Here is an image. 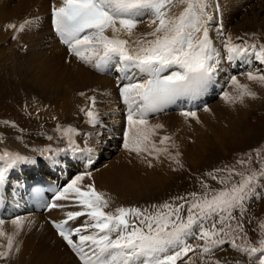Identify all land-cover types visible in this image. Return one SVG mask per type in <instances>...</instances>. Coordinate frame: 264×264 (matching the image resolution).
Wrapping results in <instances>:
<instances>
[{
    "label": "snow or ice",
    "instance_id": "1",
    "mask_svg": "<svg viewBox=\"0 0 264 264\" xmlns=\"http://www.w3.org/2000/svg\"><path fill=\"white\" fill-rule=\"evenodd\" d=\"M210 7L209 0H60L58 5L51 6L52 27L70 55L98 72L115 67L119 73V96L127 109L123 148L143 159L150 168L153 161L162 162V156L183 168L180 152L170 151L176 147L170 135L159 136L158 144L154 140L164 125H151L150 114L161 113L177 101L202 96L220 70L222 56L210 36ZM177 8L181 10L175 11ZM146 17L151 30L135 36V29ZM31 23L7 27L20 32ZM216 31L218 37L222 36V25ZM223 49L230 62L254 57L264 66V44L237 43L227 37ZM243 75L264 86V69L249 70ZM229 82L236 95L224 91L221 98L226 102L255 98L256 93L241 84L237 76H230ZM88 99L90 106L80 111L86 116V123L95 126L100 122L96 101L94 97ZM204 111L209 109L205 107ZM180 114L199 122L195 110H181ZM9 126L15 128V124ZM54 131L57 137L47 139L66 141V148L32 149L52 165L58 163L56 157L61 153L91 152L77 145L76 138L81 133L76 128L57 125ZM256 158L264 159L258 150ZM253 162L249 155L247 160L236 162L244 171L226 166L206 173L223 185L218 190L210 191L200 179L202 193L176 196L171 202L150 208L119 206L111 211H106L110 201L105 194L93 184L84 183L92 179L86 166L85 171L57 188L51 202L42 206L48 210L63 208L66 205L58 202L70 201L80 209L66 212V219L52 221V226L81 264H192L189 253L198 254L201 264H264V223L259 224L261 231L255 245L249 242L244 226L248 204L264 198V162H260L258 169L252 168ZM36 163L34 157L18 152H0V187L5 185L10 170ZM91 163L89 157L88 164ZM221 172L225 173L223 177L216 175ZM234 176L240 179L234 181ZM80 217L87 218L82 225L69 226L70 221ZM4 223L0 220V226ZM11 223L18 232L24 222L18 216ZM5 235L0 230V237ZM225 246L241 259L230 262L215 258V253L224 251ZM13 250V235H7L0 260H9ZM15 251L19 248L15 247Z\"/></svg>",
    "mask_w": 264,
    "mask_h": 264
},
{
    "label": "bare ground",
    "instance_id": "2",
    "mask_svg": "<svg viewBox=\"0 0 264 264\" xmlns=\"http://www.w3.org/2000/svg\"><path fill=\"white\" fill-rule=\"evenodd\" d=\"M52 1L57 5L60 3V0ZM250 1L251 0H209V4L211 5L209 12L213 16L210 36L216 48L223 46L224 38L228 36L227 32L231 36H239L252 31L264 34V15L261 16V12L258 11V9H262L264 12V0H256L259 2L257 4L258 8L254 9L255 6H253L251 9L252 14L248 13V10H246V13L243 15L240 14L241 8H245L246 5H251ZM48 4L49 0H0V40L3 41L6 37L10 36V34H12V37H16L15 39L11 37V40L7 39V50L5 52L7 55L4 54L7 56V64L9 63V59L11 62L8 65L10 77L18 76V83L22 82L25 86L33 89L34 93H37L40 99L38 100L39 103L35 101L37 104L36 109L40 106L42 109L44 107L45 110L49 109L47 113L44 112L43 117L45 115H53L57 116V119L64 121L63 125L58 121V123L51 125V128L47 129V131L50 132L46 133L47 136L57 137V135L53 134L56 133L54 129L57 125L63 127L71 126L76 128L78 132H82L83 128L87 127L83 123V120H80L82 117V112L80 111L82 105L81 98H83L81 93H84V97L88 98L102 88L104 93L113 96L116 102L118 98L120 99L118 87L119 73L115 71V67H113L111 71L99 73L92 67L79 61L74 55H70L67 46L57 41L49 27L50 9ZM217 6L218 11H216ZM179 10L181 9H175V11ZM36 13L41 15L42 22H39V15ZM216 14H218V17H216ZM220 20H224V23H221ZM233 20H235L234 24H232L234 22ZM25 21H32V23L26 25L23 31L17 32L7 27L9 24H14L19 27V25ZM221 25L223 28V35L218 37L216 29ZM225 28H227L228 31L225 30ZM47 30L50 31V35L46 33ZM150 30L151 29L147 26L146 17L144 18V22L138 24L135 29V36H142V34ZM107 34L111 35L110 32ZM220 42L222 44H220ZM11 79H13V77H11ZM237 79L241 84L248 85L249 89L257 94V97H245L242 102L235 103L226 102L222 98H218L217 102L213 101L211 103V101H209L208 103H211L210 105H212L213 108L209 105L207 107L209 111L207 112H205L204 109L197 110L196 113L199 122L192 119L193 122L196 123L193 127H186L182 124L185 121L180 119L185 117L181 114H169L161 118L151 117V125L157 123L164 125V128L158 130V135L154 137L157 144L159 136L167 134L172 137V141H174L176 145L175 148H170L171 152L174 153L178 150L181 154L185 155V158L187 155L188 158H192L196 151L202 155L203 152L207 151L204 145L208 144L207 146H209L212 141L208 140L206 142L205 139H201L203 137V131L209 129L214 124L218 125L221 120L225 121V125L228 124V129L230 128L234 131L237 129L239 131L237 132L236 130L235 133L233 131V138L237 137L240 132H242L240 131V126H242L240 123L246 117L247 113L255 111L253 109H258V107H260L259 105H261L264 100V86L249 81L246 75L243 74L237 77ZM124 82L126 83V81ZM224 84L225 91L229 92L230 95H236V90L230 83ZM215 86L217 87L220 85L214 83L212 91L215 89ZM239 103L241 104L239 106L240 108L245 107L241 112H237L238 110L236 111ZM230 106H235L236 109ZM39 117L42 118V114ZM82 118H84V115ZM47 126L50 127L49 124ZM182 134H185V136L179 137ZM31 135H33L32 138L26 142V138ZM175 135H178V138H175ZM191 139L194 141L190 145V143L187 142ZM64 143L67 142L59 139L49 141L47 137L41 138L38 134L34 135L27 133L26 137H24L17 132L10 134L5 128H2L0 131V152L8 150L18 152L21 155L29 153L34 154L35 152L32 151L33 148H46L49 146L53 149L65 148L63 146ZM196 144H199L196 151L194 150L195 147L192 148L188 146ZM115 147L117 152L115 151L116 153L114 152L108 156L112 157V160L108 162V160L104 159L102 156L104 166H106L92 173L91 180L86 179L84 181L85 184H93L98 192L105 194V197L109 199L110 206L106 211L114 210L115 206L114 203L112 204L113 200L118 202L116 204H119L120 200H124L129 194L135 195L147 192L146 182H150L148 186L151 184V169H147L148 166L144 160L133 153H129L124 148L118 147L117 143ZM115 147L112 149L114 150ZM128 154H130L129 158L126 157ZM81 156L82 154L79 153L76 160L75 157H73L74 163L77 164V170L72 176L65 172L67 171V166L64 165V167H62L61 162H58L56 165H52L45 160L42 162L38 153H35L34 158L37 160L35 165H24L27 169H25L23 165H19L15 169L9 171L5 185L0 187L5 192V202H3L0 209V220H3L5 223L0 226V230L6 234L0 237V250H3V246L7 244V235H13L14 250L11 254V258L7 261L0 260V264H79L78 262H74L76 261L72 256L74 253L72 252V255L69 253L71 250L56 233L52 226V221L59 222L64 220L66 219V212L78 211L80 209L70 201H60L58 203L66 206L63 208L34 212L32 208L27 207V204L23 200L24 195L22 187L24 186V179L30 175L47 177L44 172L48 168L50 173H58L57 176L61 181V187L66 185L76 174L86 170V167L83 168L79 164L78 159ZM63 157H66L65 153H61L56 158L62 159ZM166 160L165 157H161L162 162ZM153 163L160 164L156 161H153ZM42 164L45 166L44 172L41 170L43 168ZM67 164L70 166L69 163ZM85 166L89 169L88 161L85 162ZM141 167L143 168L141 169ZM156 169H153L154 173ZM146 170L148 172L144 173ZM142 173H144L145 176L139 181V176ZM158 179L160 180V178ZM18 216L23 219L24 223L23 227L17 232L11 220ZM86 219V217H80L74 222L70 221L69 226H80ZM15 247L19 248L18 252L15 251ZM198 257L199 256L195 255L194 258H191L192 264L193 262L195 264L199 263ZM234 257L231 249L217 251L215 253V258L227 259L230 262L234 261Z\"/></svg>",
    "mask_w": 264,
    "mask_h": 264
},
{
    "label": "rangeland",
    "instance_id": "3",
    "mask_svg": "<svg viewBox=\"0 0 264 264\" xmlns=\"http://www.w3.org/2000/svg\"><path fill=\"white\" fill-rule=\"evenodd\" d=\"M250 2H251V5H246L245 8H241V13H240L241 15L246 13L245 12L246 10H248V13L252 14L251 9L253 6H255L254 9L258 8L257 4L259 2H257L256 0H251ZM48 6H49V4H48ZM258 11L261 12V16L264 15V12L262 9L261 10L258 9ZM36 14L39 15L38 16L39 22H42L41 15L39 13H36ZM216 17H218V14H216ZM236 20H237V18H236ZM258 20H260V19H258ZM220 21H221V23H224V20H220ZM233 21H232L233 22L232 24L235 23V20H233ZM46 33L50 35L49 30H47ZM245 35H248L252 38H254V36H255L256 38H258L260 40H264V34L261 32L255 33L252 31L250 33H245ZM10 36L12 37V34H10ZM10 36L6 37V39H4L3 41L0 40V47H1L0 50L3 52L2 53L0 51V56H1L0 57V62H1L0 63V119H1V121H3V119H5V118H7V119L9 118L11 121L18 123L19 125L25 126V127H23L24 132H28V133H32V131H36V130L38 131V129L39 130L41 129L42 131L44 129H46V131H47V129L51 128V125L58 123V121L61 122L63 125L64 124L63 120L57 119V120L53 121L51 119V117H50V119L48 118V116H53V115H45L43 117L44 112L47 113L49 109L45 110L44 109L45 107L43 109H41L42 107L40 105L39 106L41 108L38 107V109H36V107H37L36 103H39L38 100L40 99L37 96V93H34L33 89L25 86L22 82L18 83L17 82L18 76L17 77L11 76V77H13V79H11L10 70L8 68L9 63H11V62L9 59V63L7 64V60H6L7 56H5V55H7V53H5L7 50V44L6 43L9 39H11ZM234 39H232V40H234ZM242 40H245V37H243ZM252 40L253 41H251L250 44L254 43V39H252ZM3 44L5 45V47ZM252 59H254V57H249L246 60L249 62ZM241 61H244V60H241ZM221 64H224V60L221 61ZM246 72H243V73H246ZM243 73H241L240 76H242ZM218 74H221V73H218ZM15 80H16V83H15ZM218 84L220 86L225 87L224 83H218ZM224 91H225V88L223 89V92ZM220 95L222 96V94H220ZM255 97H257V94ZM35 101H36V103H35ZM214 101L217 102L218 100L215 99ZM211 103H208L205 107H208ZM240 105L241 104L239 103V105L237 106V109L235 108V106H230V107L236 109V111L238 110L237 112H241L245 107L240 108L239 107ZM259 106L260 107H258V109L257 108L253 109L255 111H253V112L250 111V113L249 112L247 113L246 117L240 123L242 125V126H240L241 127L240 131H242V132H240V134L237 137L233 138L232 134H233L234 130L230 129V128L228 129V127H227L228 124L225 125V121L221 120V122L218 125L214 124L209 129L203 131V133H202L203 137L201 139H205L206 142L208 140H212V141L209 144V146H207L208 144L207 145L203 144L206 147L207 151L203 152L202 155L197 153V151H196L197 146L199 144L190 146L194 140L193 139L188 140L187 143H190V145H188V146L192 147V148L195 147L194 150L196 152H194V154H193L194 158L193 157L188 158V155L185 158V155L180 153V161L183 165L182 169L179 168L175 164L174 165L171 164L173 166L170 167V162L167 160L165 161L166 163L165 162H158L160 164L153 163L154 164L153 167L147 168L148 170L151 169L150 170L151 184L149 185L150 187L148 186V183H150V182H148V181L146 182L147 192H143V193L135 194V195L129 194L125 197L124 200L123 199L120 200L119 204H116L118 202L112 199L113 200L112 204L114 203L115 208L119 207V206L139 207L142 209L143 208H150V206L153 204L159 205L165 201L171 202L172 198H174L176 196H186L188 193L194 192V191L197 193H202L204 190L200 187V183H199L200 179H203V181L206 184H208L209 188H211V189H209L210 191L211 190H218V189L222 188L223 185L217 183V181H215V180H212L210 177L206 176L205 174L210 173L214 169H217V168H225L226 163L230 159H232L233 157H236L238 160H240V159L247 160L248 156L251 155L253 158V161H254L252 164V168L258 169L259 164H260L259 162L264 161V159L258 161L256 158V151L257 150L260 151L261 158H264V100H263V103ZM210 107H212V105H210ZM41 114H42V118L39 117ZM180 120L185 121L182 124L186 127H193L194 124H196L193 122L192 118H182ZM46 123H48L50 125V127L47 126L48 124H46ZM0 124H2V123H0ZM2 128H5L6 131H8L10 134L17 132V133L22 134L24 137H26V134H27V133H24L20 129L10 127L9 125L8 126L3 125L2 127H0V131L2 130ZM236 130L234 131V133L236 132ZM204 132H205V134H204ZM237 132H239V131L237 130ZM32 136L33 135L27 137L26 142L29 141L32 138ZM184 136H185V134H182L179 137H184ZM46 137H47V134H46L45 138ZM174 137L178 138V135H175ZM41 138H44V137H41ZM116 143H117L118 147H121L119 144L120 142H118V141L113 142L112 147L110 148L109 153H107L106 156H109L110 154L114 153L115 151L117 152V149L115 147ZM65 144L67 145V143H64L63 146H65ZM93 147L97 151L104 149V146L98 147V146L93 145ZM113 147H115L114 150L112 149ZM121 148H123V147H121ZM94 152L90 155L91 157L90 156L89 157L93 158L95 163L93 160H91L92 163L89 165V169H87L88 171H91L92 173L97 171L99 168H103L106 166V165L104 166L103 159L100 160V164H99V161L97 160V155H99V153L95 152V155H94ZM129 155L130 154H128L126 157L129 158ZM69 157L70 156L68 154H66V157H63L62 159H57V158L56 159L58 162H61L62 167H64V165L67 166V171H65V172L68 173V175L72 176V174L77 170V164L74 163L73 159L70 158V160H69ZM99 158H100V156H99ZM108 158L106 159V160H108V162L112 160L111 159L112 157H108ZM78 161H79V164L81 165V167L84 168V167H86L85 162H87L88 160L85 161V159H83V157L81 156L78 159ZM67 163H69L70 166H68ZM155 166H157V167H155ZM234 166L236 167L237 171L245 170V169L241 168V166L236 164V163H234ZM142 168L143 167H141V169ZM154 168L155 169L157 168L155 170L156 174L153 172ZM173 168H176L177 170L173 171ZM163 171H165V172H163ZM146 172H148V171L147 170L144 171V173H146ZM144 173H142L139 176V181H141L142 177L145 176ZM216 175L223 177L225 175V173H223V172L216 173ZM152 177H153V179H152ZM158 178H160V180ZM161 179H163V180H161ZM232 179L234 181H238L240 179V177L234 176ZM176 203H179V202H176ZM186 214L187 213L185 212L184 215H186ZM235 215L238 216L239 213H236ZM261 223H264V198L256 201L254 204L251 205V207H250V209H248V212H247L245 219H244L245 232L247 233L249 242L253 243L254 245L256 244V241L259 239V233L261 231V229L259 228V224H261ZM237 242L240 243L241 241H237ZM229 249L230 248L225 249V250H229ZM233 254L235 256L234 260L241 259L240 255L238 253L233 252ZM189 256L191 258H193V254H189ZM196 256H199V255L196 254ZM244 259H246V258H244ZM74 262L76 263L77 261H74ZM193 264H195V263L193 262ZM197 264H200V261Z\"/></svg>",
    "mask_w": 264,
    "mask_h": 264
}]
</instances>
